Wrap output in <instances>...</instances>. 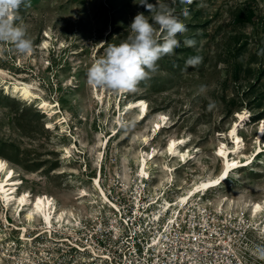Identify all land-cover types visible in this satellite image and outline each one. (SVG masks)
Instances as JSON below:
<instances>
[{
	"label": "rangeland",
	"instance_id": "rangeland-1",
	"mask_svg": "<svg viewBox=\"0 0 264 264\" xmlns=\"http://www.w3.org/2000/svg\"><path fill=\"white\" fill-rule=\"evenodd\" d=\"M139 2L31 0L30 7H21L20 19L15 22L27 25L33 50L24 55L12 44L0 42V159L20 179L19 192L49 196L58 208L71 209L78 222H87L89 229L103 219L106 210L94 191L96 176L110 197L132 206L139 169L136 161L146 151L142 139L151 137L149 131L152 133L158 122L171 127L163 126L161 135L147 148L162 151L169 138L186 136L191 139L190 148L202 149L203 167L187 165V169L182 166L175 171L179 185L182 179L186 183L220 171L221 160L214 152L224 140L223 134L235 124L244 138L245 153L254 152L256 132L264 119V0H193L192 4L177 0L175 5L160 0L174 7L175 15L186 25L187 32L177 37L181 46L158 60L157 70L141 81L135 92L125 95L127 99H121V92L89 86L88 68L104 55L108 44L126 39L135 15L144 13L151 20ZM148 2L155 4L156 0ZM184 8L187 17L182 14ZM156 27L159 39L162 33ZM185 38L195 39V47H186ZM45 42L48 49L42 50ZM197 55L203 57L202 63L183 72L185 61ZM16 81L30 88L34 103L7 94ZM200 85H206L207 91L198 95ZM137 98L147 102L150 115L128 127L127 121L139 119V110L125 115L124 105ZM42 101L51 107L43 109ZM210 101L215 102L212 110ZM109 106L114 107L111 114L106 112ZM52 108L56 113L50 116ZM239 113L245 115L242 122ZM118 122L124 124L121 130ZM114 128L117 136H113ZM107 140V149L101 151L100 145ZM230 140L225 139L229 146ZM158 162L160 165L161 159ZM256 165L264 169L263 154ZM255 166L236 171L245 183L231 179L233 187L221 190H235L243 200L264 202V173L254 172ZM158 170L151 168L154 173ZM82 190L90 195L79 204ZM216 192L222 191L211 194ZM166 198L172 200L173 195L168 193ZM88 201L95 203L87 206ZM6 217L11 221L12 212H4L0 205L1 264L9 261L2 255L9 254L11 247L31 252L45 249L48 264H57L51 251L59 253L62 247L41 235L31 245L18 248L19 231L5 222ZM26 233L30 237L34 231ZM22 251L10 255L20 260Z\"/></svg>",
	"mask_w": 264,
	"mask_h": 264
},
{
	"label": "bare ground",
	"instance_id": "bare-ground-1",
	"mask_svg": "<svg viewBox=\"0 0 264 264\" xmlns=\"http://www.w3.org/2000/svg\"><path fill=\"white\" fill-rule=\"evenodd\" d=\"M48 37V35H46ZM42 50L48 49V43L41 47ZM1 73V71H0ZM106 92V89H104ZM131 92H121V99L128 97ZM7 94H12L14 98L22 102H33L34 94L30 88L22 82L16 81L12 84V89H8ZM98 99L102 103L103 98L98 91L96 92ZM42 108L49 109L51 106L46 101H42ZM113 108L106 110L107 114H111ZM135 108L139 110V119L134 121H127L126 126L130 127L135 123L144 122L150 115L148 113L147 102L143 98H137L134 101L125 102V115H129ZM50 116L56 113V111L49 110ZM146 114V115H145ZM145 115V117H143ZM239 120L242 122L245 119V115L239 113ZM157 123V127L148 135H145L142 139L145 153L136 161L138 166V178L134 192V203L139 208L144 207L150 210V206L154 208V212L151 214L153 221L161 222L162 217H166L168 221V227H171V222L182 213L184 206H186L191 200L198 201L201 204L207 200L212 201L214 209L216 211H224L230 215H236L238 217H244L248 215L249 225L253 229L264 230V202L262 200H247L242 199L241 194L230 192L227 190H221L226 187H233L229 184V181L233 179L239 183H245L242 179V175L236 173L241 170L240 168H246L255 166L257 164V158L260 154L264 155V119L260 122L256 132V149L250 155L245 153V141L239 133L238 125L235 124L229 129L228 133L223 134V139L216 148L214 155L221 160V168L217 174L201 177L200 179L191 180L185 183V179L180 180V184L176 185L175 171L184 166L187 169V165H196L203 167V152L201 148H190L189 137L169 138L162 151L157 148H147L151 141H154L161 135L162 127L167 126V122L163 121ZM121 125L119 130L124 126L123 123L118 122ZM113 136H117L116 128H114ZM122 135V133H120ZM112 136V137H113ZM232 139L231 146L225 141V139ZM109 144V140L106 143L100 145V150H106ZM242 158V159H241ZM161 159L160 165L159 160ZM262 164V161H258ZM156 166L160 170L152 172L151 168ZM254 172L264 173V169L261 166L256 165ZM8 172V175L0 181V205L5 212H12L11 221L6 217L5 222L13 229L19 231V244L18 248H23L27 245H31V242L36 240L41 235H47L48 240H57L61 243L71 241L70 237H77L80 233L79 222L75 218V213L71 209L66 207L58 208L52 198L46 195L32 196L30 191L19 192L20 179L15 175V171L6 166L3 159H0V173ZM0 174V176H1ZM101 174H99L100 177ZM124 179L129 180L128 175H125ZM126 183V182H125ZM94 191L98 193L97 198L99 203L106 208V215L112 217L114 222L117 217L114 215V209H119V206L114 202L109 195L100 186L99 178H94ZM125 185V184H124ZM148 185V186H147ZM174 188V189H173ZM222 191L211 194L212 191ZM178 191V192H177ZM173 195L172 200H168L166 196L168 193ZM228 192V194H226ZM220 193V194H217ZM89 193L86 190H82L81 194L77 197L79 204H84L85 199L89 197ZM91 198H89L90 200ZM95 201H88L87 206H91ZM141 210V209H140ZM97 213V212H96ZM143 213V212H141ZM147 213V212H146ZM177 213V214H176ZM34 231V234L30 237L27 236V230ZM56 233H62V236L56 237ZM56 237V238H53ZM157 238H154V242H157ZM81 250H84L82 246H79ZM88 249L92 250L91 245L88 243ZM22 250L9 248V254H4L2 257L8 258L7 264H38L30 255V251H22V256L10 255L11 253H19ZM2 258H0L1 264Z\"/></svg>",
	"mask_w": 264,
	"mask_h": 264
},
{
	"label": "built area",
	"instance_id": "built-area-1",
	"mask_svg": "<svg viewBox=\"0 0 264 264\" xmlns=\"http://www.w3.org/2000/svg\"><path fill=\"white\" fill-rule=\"evenodd\" d=\"M110 198L119 206V209L113 210L118 218L112 222V217H108L107 211L104 210L103 219L97 220L93 228L89 229L87 222H79L81 231L77 237H70L71 241L64 243L53 240V245L62 247L59 253H56L55 249L51 251L54 262L264 264V260L257 258L256 248L257 245L264 246V230L253 229L250 223H246L249 220L248 215L244 214L241 218L224 211H216L210 200L201 204L191 200L179 216L176 213L171 227L167 228L169 220L166 217H162L161 222L152 220V206L147 211L144 207L136 206L134 200L132 206L128 207L118 199ZM54 234L56 237L62 236L60 232ZM156 237L159 238L155 243ZM88 243L92 250L87 248ZM30 255L38 264H48L45 249L30 251Z\"/></svg>",
	"mask_w": 264,
	"mask_h": 264
},
{
	"label": "clouds",
	"instance_id": "clouds-1",
	"mask_svg": "<svg viewBox=\"0 0 264 264\" xmlns=\"http://www.w3.org/2000/svg\"><path fill=\"white\" fill-rule=\"evenodd\" d=\"M177 0H171L175 5ZM181 4H192L193 0H179ZM151 15V20L144 13H137L129 28L130 34L119 44H108L105 53L96 59L87 70V83L92 88L110 89L114 92H135L141 81L150 77L157 70V61L165 55L174 53L181 46L178 35L187 32L186 25L175 15V8L168 3L156 0H140ZM30 7L31 0H0V42L12 44L20 54H28L33 50V41L28 36V28L19 20L21 7ZM189 15L187 8L182 13ZM162 36L157 38V27ZM197 41L185 38L186 47H195ZM203 57L191 56L185 61L183 72L188 68L198 67ZM207 91L206 85H200L198 95ZM215 102L210 101L208 108L212 110ZM257 258L264 260V246L257 245Z\"/></svg>",
	"mask_w": 264,
	"mask_h": 264
}]
</instances>
